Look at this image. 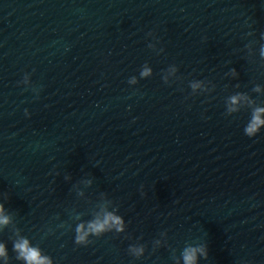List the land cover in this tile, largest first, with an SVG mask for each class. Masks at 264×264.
<instances>
[{
  "label": "clouds",
  "instance_id": "obj_1",
  "mask_svg": "<svg viewBox=\"0 0 264 264\" xmlns=\"http://www.w3.org/2000/svg\"><path fill=\"white\" fill-rule=\"evenodd\" d=\"M262 55H264V49H262ZM233 71H235L233 69ZM150 69H145L141 75L148 76L150 74ZM134 82V81H133ZM198 84H193L192 87H198ZM241 96H232L230 102L232 105H236ZM237 109L229 108V112H234ZM264 108L258 107L253 111L251 119L244 128V133L248 137H255L264 127ZM6 196V195H5ZM4 204L0 203V225H7L10 223V218L4 214ZM115 229L116 232L124 231V221L121 216L115 214L114 212L105 211L103 217L97 216L95 219L87 223V228L83 223L78 224L75 228V244L77 245H88L91 243L88 237L89 235H94L96 237L102 236L104 233L110 232ZM14 250L18 253L17 259L23 260L25 264H52L51 258L41 254V250L38 247L30 246L29 240L22 238L14 244ZM130 251L137 257L143 255L144 249L131 248ZM198 253L207 259V251L202 247H186L182 252V258L184 264H197ZM0 257H4L7 261V252L5 245L0 243Z\"/></svg>",
  "mask_w": 264,
  "mask_h": 264
}]
</instances>
